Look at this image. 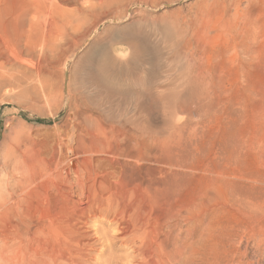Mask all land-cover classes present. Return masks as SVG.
I'll return each instance as SVG.
<instances>
[{
    "label": "bare ground",
    "instance_id": "1",
    "mask_svg": "<svg viewBox=\"0 0 264 264\" xmlns=\"http://www.w3.org/2000/svg\"><path fill=\"white\" fill-rule=\"evenodd\" d=\"M239 1L213 0L214 5L207 8L200 5L186 27L190 32L184 29L178 37L170 25L176 17L174 12L168 15L170 24L164 32L146 18L126 22L130 4L155 9L148 6L149 0H0V86H20L14 96L26 92V101L32 98L30 90L38 91L41 100L55 103L52 116L59 113L62 104L69 110L66 122L59 125L54 121L52 128L5 120L8 131L0 141V260L13 262L12 255L5 252L17 254L21 245L25 249L29 245L30 257L19 254L15 264H87L92 244L85 242L90 231L95 230L94 238L102 240L104 246L103 258L94 257L95 264H129L123 260L130 256L133 264H156L144 259L153 252L158 254L163 249L161 244L154 242L150 246V241L145 246L149 248L140 251L136 243L157 234L160 222L153 213L133 210L120 187L130 180L144 185L155 196L162 183L160 174L164 179L177 175L166 171L176 165L161 153H174L171 145L176 144L175 139L188 137L190 102L185 97V80L166 92L147 94L152 107L146 105L143 91L137 92L133 111L124 119L119 118L117 125H111L82 107L70 83L64 90L66 67L77 57L75 68L82 64L83 72L94 71L105 83L123 88L131 78L123 68L135 66L136 75H141L151 58H162L159 43L173 37L192 51L181 77L189 73L191 82L197 85L193 108L215 96L219 99L213 106L219 109L229 42L234 45L230 65L237 69L241 63L237 49L240 28L236 24ZM169 4L165 1L160 6ZM102 26L106 28L99 33ZM165 32L170 34L164 36ZM251 37L248 31L247 38ZM84 49L90 52L88 58L84 57ZM28 55L29 58L24 57ZM234 73L236 77L240 74L239 70ZM63 93L67 94L65 99ZM4 98L15 100L10 94ZM153 107L168 116L164 129L150 120L153 116L148 113ZM177 113L182 115L171 116ZM130 161L142 165L151 162L153 166L143 165L132 171ZM185 168L187 171L189 166ZM98 221L107 227L98 228L93 223ZM89 223L95 225L91 230ZM121 250L128 252L122 254ZM174 251L175 244L173 249L164 250L162 260L158 257L159 264H181V260L187 264L188 256L177 260ZM25 256L32 259L25 263Z\"/></svg>",
    "mask_w": 264,
    "mask_h": 264
},
{
    "label": "rangeland",
    "instance_id": "2",
    "mask_svg": "<svg viewBox=\"0 0 264 264\" xmlns=\"http://www.w3.org/2000/svg\"><path fill=\"white\" fill-rule=\"evenodd\" d=\"M150 1L148 6H155V9H143L135 3L130 4L128 6L130 17L126 22L146 18L147 22H156L158 28L164 32L166 25L170 24L168 15L174 12L176 17L170 20L172 21L170 25L178 37L180 31H189L186 27L190 26V19H193L192 15L197 7L203 5L207 8L214 5L213 0H157L155 4ZM165 1L170 4L160 6ZM238 11L240 14L236 24L240 28V33L237 49L238 61L240 58L241 63L237 69L233 64L230 65L232 62L230 53L234 45L229 42L230 46L224 57L228 68L227 70L224 68L226 79L224 86L220 87L222 101L218 105L219 109L213 106L219 99L215 96L194 109L197 85L191 82L189 73H184V78L181 77L186 65L191 61L192 51L173 37L159 43V48L163 51L160 55L162 58L160 60L151 58L141 75H136L138 68L135 66L123 68L131 75L128 84L123 88L118 89L117 86L105 83L94 71L84 69L83 72L82 64L75 68L77 57L66 67L64 90L70 83V88L78 96L82 107L89 108L88 111L93 117L111 125H117L119 118L124 119L133 111L138 98L137 92L143 91L141 93L145 94L146 105L152 107L149 106L151 104L147 94L161 90L166 92L167 88L185 80L183 82L187 94L185 97L190 102L188 137L175 139L176 144L171 145L174 146V153H167L168 150L161 153L164 159L171 160L176 165L171 169L167 167L166 171L176 172L177 175L164 179L165 177L160 174L162 183L155 196H152V192L145 189L144 185H136L130 180H126L120 187V191L127 196L126 202L133 210L144 211L147 215L153 213L155 219L160 222L157 234L147 233L150 235L144 238L142 244L136 243V249L140 251V248L145 247L150 241L149 244L152 243L150 246L158 242L163 248L159 249L158 254L153 252L148 255L150 258L146 257L144 260L159 264L158 257L162 260L163 251L173 249L175 244L174 253L177 260L188 256L187 264H264V0H240ZM105 28L102 26L98 32ZM141 29L146 32L143 25ZM248 31L253 35L251 40L247 38ZM167 34L170 33L165 32L164 36ZM89 53L85 51L84 57L88 58ZM213 62L216 64V59ZM238 70L240 74L236 77L234 72ZM70 76L73 77L71 81L68 78ZM20 88L16 85L0 86V141L3 134H7L8 131L5 128L7 119L13 124L26 126L43 124L51 128L54 121L59 125L66 122L69 112L66 105L62 104L59 113L52 116L55 103L50 105L51 103L41 100V95L36 90L28 92L32 98L27 101L26 92L14 96ZM6 94L15 97V100H6L4 98ZM63 96L65 99L67 94L63 93ZM58 104L61 105L60 102ZM150 112L148 114L153 116L149 115L150 120L155 122L154 125L164 129L163 123L168 116L162 115L154 107ZM181 115L177 113L171 116ZM163 134L161 133V136ZM2 154L3 148L0 147V160ZM129 163L132 171L143 165L145 168L153 166L151 162L143 165L135 161ZM186 165L189 168L184 171ZM146 219L148 221V218ZM149 221L152 219L149 218ZM93 223H96L98 228L107 227L100 221ZM93 223H89V230L95 226ZM112 230L108 228V231ZM95 232L91 230L89 239L84 241L92 244L87 264H95V258L98 260L103 258L104 246L101 244L102 240L94 238ZM21 246L17 254L11 250L5 252L6 255H12L13 262L0 260V264H15L14 262L20 259L19 254L30 257L29 245H26L27 249L24 248L25 245ZM120 252L127 254L128 250ZM27 256H25L27 259H24L25 263L32 259ZM130 257L124 258L123 261L133 264V258ZM180 263L185 264L182 260Z\"/></svg>",
    "mask_w": 264,
    "mask_h": 264
}]
</instances>
